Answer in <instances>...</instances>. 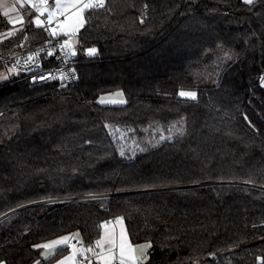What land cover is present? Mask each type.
Segmentation results:
<instances>
[{
  "label": "trees",
  "instance_id": "16d2710c",
  "mask_svg": "<svg viewBox=\"0 0 264 264\" xmlns=\"http://www.w3.org/2000/svg\"><path fill=\"white\" fill-rule=\"evenodd\" d=\"M85 18L76 84L0 83V261L50 264L63 250L34 245L88 247L122 217L144 264H264V0H106ZM24 21L0 55L45 41Z\"/></svg>",
  "mask_w": 264,
  "mask_h": 264
},
{
  "label": "snow or ice",
  "instance_id": "6c2138e0",
  "mask_svg": "<svg viewBox=\"0 0 264 264\" xmlns=\"http://www.w3.org/2000/svg\"><path fill=\"white\" fill-rule=\"evenodd\" d=\"M20 7L23 8L26 5L34 9L37 15L29 23H34L36 27H44L45 21L41 17L47 13V24L51 25L53 21H56L57 26L51 28L50 34L52 37H57L63 33L68 36L69 39L65 40L61 49H71L72 39L83 28L86 24L85 13L92 9H102L105 7L106 0H52L54 7H49V0H18ZM247 4H253L254 0H244ZM17 11L16 7L6 8L4 11L5 16H9V23L13 25V30L7 33V36H13L16 32L20 31L21 28H17L16 25H23L25 23L23 16L21 15L18 19H12L10 13ZM63 16V19L60 17ZM89 56H94L97 53L96 48H89L86 50ZM72 55H75V51H72ZM49 55H52L50 52ZM33 57L29 56L28 60H32ZM19 63V61H17ZM18 69L13 67L9 69L10 74H16ZM64 73L61 72V77H64ZM10 75H0V83L9 82ZM48 78H54L52 74L48 77H33L36 79L44 80ZM264 82V76L261 77ZM117 95H121L118 93ZM178 95L188 100H196L197 93L195 91H184L181 90ZM105 101L101 98L100 103ZM114 103H125L124 100L112 101ZM182 133V129H178ZM171 138V137H169ZM164 139V137H161ZM121 156L124 155L123 150L120 152ZM122 217L116 218V223L121 224V230L119 237L115 231V227H109L113 224L112 221L102 222L99 227L103 229L100 234V238L95 240L93 245L88 247L77 248L76 244H70V241L76 240L77 243L83 244L82 240L77 239L79 233L69 234L68 236L60 237L55 241H50L40 245H34L36 248L51 249V251L42 252L41 255L48 259L55 251H57L58 245H70L72 248L71 253L68 256L63 257L57 261V264H78L77 256H83L88 264H93L92 257L95 258L96 264H144L148 260L147 250L151 247V244L133 245L129 242L128 236L122 227ZM99 249V251H97ZM91 253V257L87 254ZM0 264H6L4 261H0ZM35 264H40V261H36Z\"/></svg>",
  "mask_w": 264,
  "mask_h": 264
},
{
  "label": "built area",
  "instance_id": "2783aa9c",
  "mask_svg": "<svg viewBox=\"0 0 264 264\" xmlns=\"http://www.w3.org/2000/svg\"><path fill=\"white\" fill-rule=\"evenodd\" d=\"M41 19L45 21V41L33 45H26L7 55H0V62L9 65L11 68L16 67L18 69L17 72L26 73L29 80L34 83L57 80L64 85L76 84L79 79V71L76 65V54H71L72 51H75V53L77 51L76 43L72 44L71 49H61L60 45H62L65 40L69 39L68 36L61 34L57 37H52L50 30L57 26L56 21L48 25L45 17ZM86 50L85 56L91 57L87 54ZM50 52L52 55H49ZM29 56L33 57L30 61L28 60ZM17 61H19V63H17ZM61 72L65 74L64 77H61ZM49 74H52L54 78L33 80V77H48ZM70 244H76L77 248L87 247L84 242L81 245L77 243L76 240L70 241ZM65 247L66 250H72L70 245H65ZM87 255H89V253ZM78 256L81 260L84 259L83 256Z\"/></svg>",
  "mask_w": 264,
  "mask_h": 264
},
{
  "label": "rangeland",
  "instance_id": "374dc122",
  "mask_svg": "<svg viewBox=\"0 0 264 264\" xmlns=\"http://www.w3.org/2000/svg\"><path fill=\"white\" fill-rule=\"evenodd\" d=\"M9 5H14L17 9V11L10 13V16L12 19L19 18L22 15V10L24 8L29 10L30 14L32 15V20L37 15L36 11L34 9H32L30 6L26 5L25 7L21 8L18 0H0V10L1 9L3 10L4 8H6ZM49 7H54V3L52 2V0H49ZM24 12H25V14L26 13L28 14L27 11H24ZM5 17L9 21V16H5ZM42 17H45V19L47 20V13H45ZM60 19H63V16H61ZM4 24H5V22L0 23V27H4L3 26ZM71 43L72 44L76 43V35L72 39ZM9 69H11V67L9 65H5L4 67H2L0 69V75L12 76L13 74L9 73ZM262 83L264 84V82H262ZM117 94L118 93H112L111 95L101 96L99 98V101L101 100V98H103V100L105 101L104 103H114L112 101L124 100V98L121 95H117ZM116 103H118V102H116ZM110 134H111L114 142L118 144L119 153L121 152V150H123V152H124L123 157H132L135 154V151H136L135 138L130 131H125L122 128H116L114 130H110Z\"/></svg>",
  "mask_w": 264,
  "mask_h": 264
},
{
  "label": "crops",
  "instance_id": "0c3cea01",
  "mask_svg": "<svg viewBox=\"0 0 264 264\" xmlns=\"http://www.w3.org/2000/svg\"><path fill=\"white\" fill-rule=\"evenodd\" d=\"M13 6H14V5H9V6H7L6 8H10V7H13ZM6 8H4L3 10H2V9L0 10V23L5 22V24L3 25L4 27H0V43H1L3 40L9 38V36H7V33H8L9 31H12V30H13V25L10 24V23L8 22L7 18H6V17L4 16V14H3ZM24 11H27L28 13H30V12H29V10H27L26 8H24V9L22 10V16H23V18H24V20H25L27 13L25 14ZM17 19H18V18H17ZM16 27H17V28H21V25H20V24H17ZM18 32H19V31H18ZM16 33H17V32H16ZM16 33H15V34H16ZM15 34H14V35H15ZM61 34H63V33H61ZM14 35H13V36H14ZM63 35H64V34H63ZM10 37H12V36H10ZM111 221L113 222V224H110L109 227L111 228V227L114 226V227H115V231H116V233H117V237H119L120 230H121V224L116 223V218H115V219H112ZM122 227H123L125 233H126L127 236H128V233H127V230H126V226H125L124 220H122ZM102 231H103V229H101L100 234L102 233ZM64 236H66V235L64 234V235L56 236V237H54V238L48 239V240H46V241H44V242H41V243H39L38 245H40V244H44V243H47V242H50V241H55V240H57L58 238H60V237H64ZM99 238H100V235H99V237H98L97 239H99ZM128 239H129V242H130L131 244H133V245H143V244H148L147 242H137V243H133V242L130 240L129 236H128ZM64 247H65V245H58V246H57V249H62L63 251H62L61 254H60L55 260H53L50 264H57V261L61 260L63 257L68 256V255L71 253L72 250H64V249H63ZM40 251H41V253H42V252H46V251H51V249H43V248H40ZM97 251H99V249H97ZM146 254H147V253H146ZM88 256L91 257V253H89ZM92 260H93V264H96V261H95V258H94V257H92ZM77 261H78V264H88V261H87V260H85V259H82V260H81V259L79 258V256H77ZM117 262H118V261H117Z\"/></svg>",
  "mask_w": 264,
  "mask_h": 264
},
{
  "label": "water",
  "instance_id": "95a60500",
  "mask_svg": "<svg viewBox=\"0 0 264 264\" xmlns=\"http://www.w3.org/2000/svg\"><path fill=\"white\" fill-rule=\"evenodd\" d=\"M81 196L83 197V196H86V195H81ZM74 197H80V196H74Z\"/></svg>",
  "mask_w": 264,
  "mask_h": 264
}]
</instances>
